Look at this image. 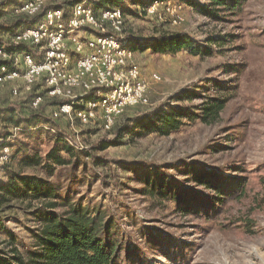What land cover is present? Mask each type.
<instances>
[{
  "label": "rangeland",
  "instance_id": "obj_1",
  "mask_svg": "<svg viewBox=\"0 0 264 264\" xmlns=\"http://www.w3.org/2000/svg\"><path fill=\"white\" fill-rule=\"evenodd\" d=\"M23 1L0 0V24L20 17L14 9ZM57 1L48 0V4ZM243 6L238 14H225L223 21H217L184 3L183 20L178 23L172 22L173 16L163 7L146 15L141 5L128 6L124 33H129L134 41L140 43L151 35L181 31L208 43L211 52L205 56H190L184 51L155 54L143 45L138 46L135 63L149 82L150 103L126 108L119 122L127 117L144 118L150 112L167 111L178 105L192 108L203 103L209 94H223L216 89L217 84L232 87L230 101L219 121L204 124L184 119L183 126L169 135L129 134L121 145L105 151L95 149L97 155L124 162L127 167L115 164L116 179L107 168H98V176L90 185L74 187L75 200L99 203L117 215L129 246L145 247L146 264H264V207H258L255 201L263 193L264 180V0H248ZM12 36L7 33L3 38L11 40ZM152 74L161 79L153 80ZM192 93V101L180 99L183 94ZM30 94L24 91L16 97L11 84H2L0 107L16 105L25 115ZM44 101L43 109L52 114V98L46 97ZM56 123L89 150L101 139L115 134L114 130L107 132L96 124L84 126L77 118L61 117ZM9 130L11 125L7 126L0 115V132ZM231 134L233 141L226 138ZM38 143L33 129L18 135L12 158L7 163L0 162V185L7 181L10 169L46 175L41 167L21 163L32 146L39 147L41 153L49 147L46 142ZM160 169L170 183L192 197L216 193L191 181L185 173L190 169L215 172L229 181L241 180L246 183L247 193L232 196L222 205V212L217 210L211 218L186 215L179 202L167 200L160 204L139 191L137 174ZM61 183L65 185L67 181ZM39 205L40 201L24 198L7 202L0 196V248L6 253L11 255L12 248L25 252L33 247V232L39 222L32 211ZM235 219L241 220L236 224ZM245 219L251 224L242 222ZM153 234L161 244L155 249L146 242Z\"/></svg>",
  "mask_w": 264,
  "mask_h": 264
},
{
  "label": "trees",
  "instance_id": "obj_2",
  "mask_svg": "<svg viewBox=\"0 0 264 264\" xmlns=\"http://www.w3.org/2000/svg\"><path fill=\"white\" fill-rule=\"evenodd\" d=\"M92 1L96 9L119 7L124 10L125 15L129 11L128 6L141 5L147 15L146 6L156 0ZM174 1L188 3L205 16L223 21L225 14L226 16L238 14L248 0H203L204 3L198 0ZM75 2L77 0H59L52 6L69 10ZM43 14L44 12L41 11L34 17L20 16L12 22L1 23L0 46H8V48L18 51L27 50L37 54L33 45L24 43L13 45L10 40H5L3 35L7 33L14 35L18 30L35 26ZM126 37L135 50L140 48L138 46L143 45L144 49H150L155 54L174 55L184 51L190 56H205L211 52L208 43L181 31L151 35L140 43L134 41L129 33ZM230 88L232 89L228 84H217L216 89L223 94L220 92L217 95L209 94L203 103L192 108L178 105L167 111L160 109L150 112L144 118L140 116L127 117L123 122L118 121L120 116L111 130L115 131L114 136L110 139H101L93 145L91 150L80 149L70 144L67 137L73 136L56 123L57 120L53 119L52 114L48 115L45 112L43 109L45 101L38 109H31L29 104L34 92H31L25 103L27 112L25 115L16 105L0 107V115L7 126H20L24 129V133L29 131L27 129H33L36 143L39 141L38 145H42L46 142L49 145L43 153L36 145L32 147L27 145L31 147V151H27L21 159L23 165L41 167L46 173L44 177L10 169L7 181L0 185V196L7 202L13 198L40 201V205L32 211L35 219L39 222V226L33 232L35 238L33 247L27 248L25 252H21L18 248H12L11 255L0 248V264H146L145 247L135 246L132 249L129 246L127 234L120 226L117 215L99 203L92 205L84 204L81 198L75 200L73 197L74 187L83 183L90 185L98 174V168H107L110 176L116 179L118 176L117 169L114 168L115 164L127 167L124 162L97 155L95 149L105 151L110 146L121 145L123 139L129 134L143 136L158 132L169 135L183 126L184 119L199 120L204 124L219 121L230 101L232 94ZM193 98V93L192 95L183 94L180 97L181 100L189 101H192ZM52 101V105L58 103L56 99L52 98ZM20 112L22 113L20 114ZM11 134L12 130L0 132V136L5 139L4 144L14 148L18 137L14 140H7ZM228 136L227 140L233 141L232 136L234 135ZM12 155L13 151L11 158ZM185 173L191 181L203 186L206 190H213L216 194L202 197L189 196L170 183L166 173L161 169L144 170L137 174V181L141 187L139 191L150 197L151 200H157L160 204L167 200L179 202L180 208L186 215L206 218H211L214 213L218 212L217 210L222 212V205L232 196L241 197L247 193L246 183L241 180L229 181L215 172L208 173L197 169H190ZM61 180H66L67 183L62 185ZM262 184L263 193L255 200L257 206L261 208L264 207V180ZM240 220L235 219L233 222L237 224ZM242 222L250 223L248 219ZM146 242L153 244V249L161 245L154 234Z\"/></svg>",
  "mask_w": 264,
  "mask_h": 264
},
{
  "label": "built area",
  "instance_id": "obj_3",
  "mask_svg": "<svg viewBox=\"0 0 264 264\" xmlns=\"http://www.w3.org/2000/svg\"><path fill=\"white\" fill-rule=\"evenodd\" d=\"M183 4L156 0L145 10L150 15L163 7L178 23L183 20ZM41 11L44 14L35 26L18 30L10 40L13 45H33L37 54L0 46V85L11 84L16 97L34 92L29 104L34 110L46 97L58 100L51 111L55 120L77 118L84 126L96 124L107 132L126 108L150 103L149 82L141 75L135 63L137 50L124 33V10L96 9L92 0H77L69 10L50 6L48 0H25L14 9L18 16L27 17ZM152 75L155 81L161 79ZM11 130L7 140L16 139L24 129L13 126ZM67 140L85 148L77 138ZM4 143L0 136L1 163L10 161L13 149Z\"/></svg>",
  "mask_w": 264,
  "mask_h": 264
}]
</instances>
